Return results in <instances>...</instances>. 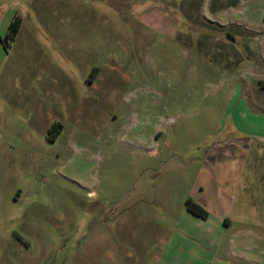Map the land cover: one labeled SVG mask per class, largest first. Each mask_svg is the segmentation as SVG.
Returning <instances> with one entry per match:
<instances>
[{
    "label": "rangeland",
    "instance_id": "374dc122",
    "mask_svg": "<svg viewBox=\"0 0 264 264\" xmlns=\"http://www.w3.org/2000/svg\"><path fill=\"white\" fill-rule=\"evenodd\" d=\"M263 84L264 0H0V264H134L195 179L264 175ZM262 181L222 203L264 222Z\"/></svg>",
    "mask_w": 264,
    "mask_h": 264
},
{
    "label": "crops",
    "instance_id": "0c3cea01",
    "mask_svg": "<svg viewBox=\"0 0 264 264\" xmlns=\"http://www.w3.org/2000/svg\"><path fill=\"white\" fill-rule=\"evenodd\" d=\"M158 16L166 18L165 14ZM247 162L246 156L242 172L232 178L201 175L202 186L199 182L193 184L195 179L192 190L184 193L192 194L194 201L208 211V217L202 218L183 210L178 221L179 228L140 221L137 223L140 225L137 236L132 230L135 226L129 228V225L120 239L121 245L111 241L116 256H122V252L126 251L134 264H264V249L261 251L257 244L264 243V233L256 231L264 229V222L245 221L236 216L241 209L235 210L233 197L227 203H222L225 182L234 187L230 193L236 196L243 180L264 181L262 174L244 176ZM211 186L215 187L217 194L215 199L208 200L207 188ZM253 211L260 212L257 207H252L251 211L245 210L248 213ZM240 245H244L243 249L239 248Z\"/></svg>",
    "mask_w": 264,
    "mask_h": 264
},
{
    "label": "trees",
    "instance_id": "16d2710c",
    "mask_svg": "<svg viewBox=\"0 0 264 264\" xmlns=\"http://www.w3.org/2000/svg\"><path fill=\"white\" fill-rule=\"evenodd\" d=\"M19 26H20V22L18 19H14L10 25H9V32L8 35L5 39L7 38H13L16 36L17 32L19 31ZM264 88V84L262 86ZM60 124H54L50 129H49V138L51 140L56 139V137L59 135L60 133ZM187 204V208L189 211H191L192 213L202 217V218H206L208 217V212L207 210L202 207L200 204L196 203L195 201H193L191 198H188L186 201Z\"/></svg>",
    "mask_w": 264,
    "mask_h": 264
}]
</instances>
